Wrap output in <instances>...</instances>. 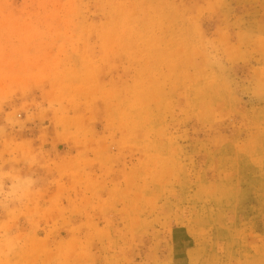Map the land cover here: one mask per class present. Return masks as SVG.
Here are the masks:
<instances>
[{
	"label": "rangeland",
	"instance_id": "rangeland-1",
	"mask_svg": "<svg viewBox=\"0 0 264 264\" xmlns=\"http://www.w3.org/2000/svg\"><path fill=\"white\" fill-rule=\"evenodd\" d=\"M0 264H264V0H0Z\"/></svg>",
	"mask_w": 264,
	"mask_h": 264
}]
</instances>
